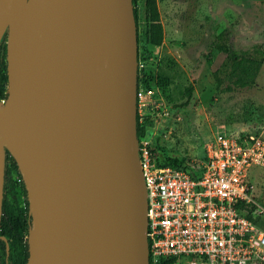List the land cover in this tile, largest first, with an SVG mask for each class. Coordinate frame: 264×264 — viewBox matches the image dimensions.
<instances>
[{
	"label": "water",
	"instance_id": "obj_1",
	"mask_svg": "<svg viewBox=\"0 0 264 264\" xmlns=\"http://www.w3.org/2000/svg\"><path fill=\"white\" fill-rule=\"evenodd\" d=\"M48 2L57 99L44 106L59 113L55 120L36 110L43 104L26 77L27 0H0L7 63V97L0 100V223L7 152L28 199L26 264H81L88 243L93 264H149L132 0Z\"/></svg>",
	"mask_w": 264,
	"mask_h": 264
},
{
	"label": "built area",
	"instance_id": "obj_2",
	"mask_svg": "<svg viewBox=\"0 0 264 264\" xmlns=\"http://www.w3.org/2000/svg\"><path fill=\"white\" fill-rule=\"evenodd\" d=\"M161 59L138 57L137 79ZM158 87L136 90V118L158 124L170 116ZM152 140L139 141L147 192L149 259L174 264H264V203L253 181L264 171V136L218 134L183 169L160 167Z\"/></svg>",
	"mask_w": 264,
	"mask_h": 264
},
{
	"label": "rangeland",
	"instance_id": "obj_3",
	"mask_svg": "<svg viewBox=\"0 0 264 264\" xmlns=\"http://www.w3.org/2000/svg\"><path fill=\"white\" fill-rule=\"evenodd\" d=\"M156 1L164 31L156 53L177 63L169 73L166 94L172 102L167 105L183 103L188 86L193 87V94L186 107L173 109L167 119L150 127L143 139L155 142L158 137V145L169 156L196 159L215 135L264 136V64L255 84L243 89L229 84L227 69L219 65L222 47L239 51L259 46L264 50V0ZM256 173L254 193L264 203V171ZM11 177L15 195L8 201L25 208L28 199L17 173L12 171Z\"/></svg>",
	"mask_w": 264,
	"mask_h": 264
},
{
	"label": "trees",
	"instance_id": "obj_4",
	"mask_svg": "<svg viewBox=\"0 0 264 264\" xmlns=\"http://www.w3.org/2000/svg\"><path fill=\"white\" fill-rule=\"evenodd\" d=\"M232 2H241L244 0H228ZM133 13L137 29L138 57L143 59L156 58V51L163 43V26L160 20V13L156 0H132ZM141 5V6H140ZM142 11V16H141ZM140 25L141 28H140ZM221 54L220 64L227 71L225 78L234 88H248L255 84L257 74L264 64V50L259 46H253L248 50L235 51L227 47L219 50ZM177 63L167 55H161L157 64V71L151 66L143 73H139L138 86L142 84L146 88L158 87L167 104L172 102L170 96H167L166 90L171 83L170 74L174 71ZM6 48L5 40L0 43V100L7 97V71H6ZM186 100L179 105L173 104L170 111L180 107H186L192 97L193 87L184 88ZM167 98V99H166ZM169 106V105H168ZM154 126L153 120H146L140 123L137 118L136 135L141 141L147 130ZM158 137L155 139L151 151L155 155L157 166L173 167L183 169L187 164V159L169 156L165 149L158 144ZM12 171L17 173L24 190L21 177L17 171V165L9 153L5 155V176L3 190L2 217L0 223V264H26L28 260L27 237L31 225V218L28 214V202H25V208L16 204L12 199L15 195L14 180L11 177ZM4 238V240H2ZM174 258L160 259L153 263L152 258L149 264H174Z\"/></svg>",
	"mask_w": 264,
	"mask_h": 264
},
{
	"label": "bare ground",
	"instance_id": "obj_5",
	"mask_svg": "<svg viewBox=\"0 0 264 264\" xmlns=\"http://www.w3.org/2000/svg\"><path fill=\"white\" fill-rule=\"evenodd\" d=\"M48 0H27L22 25L24 50L28 58L26 77L31 91L43 105H36V110L48 120H55L59 113L46 108L56 100L55 80L52 77L51 38L48 26ZM6 110L10 103H2ZM92 244L88 243L81 264H93L90 258Z\"/></svg>",
	"mask_w": 264,
	"mask_h": 264
}]
</instances>
